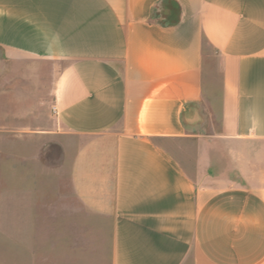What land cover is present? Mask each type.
I'll return each mask as SVG.
<instances>
[{
    "label": "crops",
    "instance_id": "obj_1",
    "mask_svg": "<svg viewBox=\"0 0 264 264\" xmlns=\"http://www.w3.org/2000/svg\"><path fill=\"white\" fill-rule=\"evenodd\" d=\"M8 64L79 142L33 264H264V0H0Z\"/></svg>",
    "mask_w": 264,
    "mask_h": 264
},
{
    "label": "rangeland",
    "instance_id": "obj_2",
    "mask_svg": "<svg viewBox=\"0 0 264 264\" xmlns=\"http://www.w3.org/2000/svg\"><path fill=\"white\" fill-rule=\"evenodd\" d=\"M36 68L42 73L33 75L28 67L16 74L8 64L1 77L7 84L0 90V264H33L31 219L15 212L62 210L72 204L67 198L73 194L70 161L79 142L42 134L54 120L48 115L53 67Z\"/></svg>",
    "mask_w": 264,
    "mask_h": 264
}]
</instances>
